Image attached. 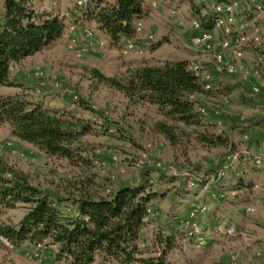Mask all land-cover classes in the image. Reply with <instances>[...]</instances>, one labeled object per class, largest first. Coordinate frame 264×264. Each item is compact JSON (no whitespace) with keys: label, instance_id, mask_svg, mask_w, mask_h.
<instances>
[{"label":"rangeland","instance_id":"obj_1","mask_svg":"<svg viewBox=\"0 0 264 264\" xmlns=\"http://www.w3.org/2000/svg\"><path fill=\"white\" fill-rule=\"evenodd\" d=\"M90 1L33 0L36 12L64 16L67 28L49 47L11 66L10 78L23 87L0 88V95H22L74 112L91 124L94 131L82 141V159L72 164L50 157L16 139L3 123L0 157L31 185L62 200V208L71 214L82 197L144 187L154 196V211L148 212L138 244L155 252L158 237H174L172 264H264V74L256 81L259 93L239 73L215 76L211 92L195 97L197 109L205 110L203 121L211 122L206 132L231 146L209 148L194 142L173 149L155 130L162 120L156 107L130 103L94 72L123 80L141 64L177 61L188 62L199 75L210 72L212 54L190 43L196 32L193 9L167 3L147 6L149 16L134 23L136 37L112 46L93 23L82 27L73 19L76 8ZM220 1L199 0L196 6L204 16ZM172 8L176 15H171ZM237 18L241 22L251 17L240 11ZM218 31L223 34L219 41ZM213 35L218 44L228 39L219 28ZM261 42L264 51V38ZM243 53L252 75L261 66L260 54L247 48ZM241 182L251 186L238 189ZM26 212L23 206L4 211L0 227L18 226ZM6 240L0 235V264H67L58 261V249L49 241L16 247Z\"/></svg>","mask_w":264,"mask_h":264},{"label":"trees","instance_id":"obj_2","mask_svg":"<svg viewBox=\"0 0 264 264\" xmlns=\"http://www.w3.org/2000/svg\"><path fill=\"white\" fill-rule=\"evenodd\" d=\"M33 0H4L0 13V88L23 87L10 78L11 66L41 52L60 39L67 26L59 13H39ZM149 0H91L72 13L82 27L93 23L108 36L112 46L136 37L134 23L149 16ZM198 0H163L188 5L203 30L213 32L215 13L202 15ZM221 2V1H220ZM104 85L120 92L133 104L156 107L162 117L155 130L173 149L199 143L204 147L231 146V142L206 132L197 112L196 96L207 95L199 78L186 61L144 63L129 71L123 80L94 72ZM0 123L8 124L12 135L50 157L72 164L82 159L83 139L94 130L74 112L52 109L22 95H0ZM202 130H204L202 132ZM243 135H248L247 131ZM241 188L246 189L243 182ZM144 187L121 188L108 197H82L75 214L62 208V200L30 184L21 172L0 157V215L18 206L26 214L18 226H1L0 235L14 246L49 241L56 247L58 261L67 264H172L177 244L172 236L155 240L158 250L141 248V231L149 217L151 199Z\"/></svg>","mask_w":264,"mask_h":264},{"label":"built area","instance_id":"obj_3","mask_svg":"<svg viewBox=\"0 0 264 264\" xmlns=\"http://www.w3.org/2000/svg\"><path fill=\"white\" fill-rule=\"evenodd\" d=\"M199 1V0H198ZM247 13L250 20L238 21L240 11ZM216 19L215 28H219L226 36L221 44L215 40L213 32L203 30L200 23L195 19V34L191 37L192 46L201 48L209 52L213 56V64L210 72L199 75L190 66L189 68L199 78L200 83L205 90H212V83L215 76L235 77L239 73H244L245 80L249 81V86L253 93L262 91L257 84V79L264 74V51L262 50V42L264 37V0H222L214 5L213 9ZM239 11V12H238ZM171 15H176L175 8H172ZM248 32L254 36H250ZM240 48V49H239ZM243 48L252 49L259 55L260 67L254 71V74H248L242 60ZM200 115H205L204 109H197ZM260 162V158L257 160ZM3 240V239H2ZM7 241V240H6ZM10 246L9 242H6Z\"/></svg>","mask_w":264,"mask_h":264},{"label":"crops","instance_id":"obj_4","mask_svg":"<svg viewBox=\"0 0 264 264\" xmlns=\"http://www.w3.org/2000/svg\"><path fill=\"white\" fill-rule=\"evenodd\" d=\"M162 3H167V4H170L169 2H163V0H149L147 3H146V5L147 6H158L159 4H162ZM171 5H173V4H171ZM182 6V5H181ZM173 7H175V5H173ZM150 10V9H149ZM100 33V32H99ZM216 34V39H218V41H219V38H221V37H223V34H222V32L221 31H218V32H216L215 33ZM251 132H252V130H250ZM257 135V137H259V135L258 134H256Z\"/></svg>","mask_w":264,"mask_h":264}]
</instances>
